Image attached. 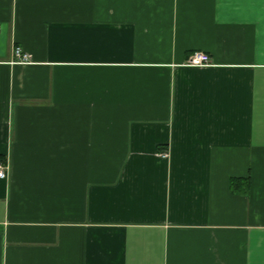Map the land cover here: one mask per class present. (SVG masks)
I'll use <instances>...</instances> for the list:
<instances>
[{
  "label": "crops",
  "instance_id": "0c3cea01",
  "mask_svg": "<svg viewBox=\"0 0 264 264\" xmlns=\"http://www.w3.org/2000/svg\"><path fill=\"white\" fill-rule=\"evenodd\" d=\"M0 26V264H264V0H0Z\"/></svg>",
  "mask_w": 264,
  "mask_h": 264
},
{
  "label": "built area",
  "instance_id": "2783aa9c",
  "mask_svg": "<svg viewBox=\"0 0 264 264\" xmlns=\"http://www.w3.org/2000/svg\"><path fill=\"white\" fill-rule=\"evenodd\" d=\"M1 31V26H0ZM13 58L15 63L25 64L28 62V55L20 47H14ZM187 66L208 67L210 66L209 55L204 52H194L187 61ZM6 177V167L0 162V179Z\"/></svg>",
  "mask_w": 264,
  "mask_h": 264
}]
</instances>
